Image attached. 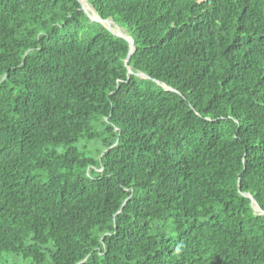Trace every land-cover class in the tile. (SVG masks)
<instances>
[{"label": "trees", "instance_id": "trees-1", "mask_svg": "<svg viewBox=\"0 0 264 264\" xmlns=\"http://www.w3.org/2000/svg\"><path fill=\"white\" fill-rule=\"evenodd\" d=\"M88 1L133 74L78 0H0V264H264V0Z\"/></svg>", "mask_w": 264, "mask_h": 264}, {"label": "water", "instance_id": "water-1", "mask_svg": "<svg viewBox=\"0 0 264 264\" xmlns=\"http://www.w3.org/2000/svg\"><path fill=\"white\" fill-rule=\"evenodd\" d=\"M78 1H79V3L81 4V8H82V10L84 11V13L90 18V16H89L87 10H86V9L84 8V6H83V3H82L80 0H78ZM93 8H94V7H93ZM90 21H91V19H90ZM109 21H113V20H112V19H106V20H104L103 18L100 17V19L97 20L96 22H97V23H100L101 25H103V26H104L108 31H110L113 35H115V36H117V37H119V38H122V39H124V40H126V41L128 42L129 47H130V52H129L128 58L126 59V66H127V68H128V74L131 75V74H133V71H132V69L128 66V61H129L130 56L135 52V48H134V44H133V40L130 39V38H128V37H126V36H124V35H117V34L113 33V32L111 31V29L108 28V27L106 26V23L109 22ZM136 76L139 77V78H148L146 75H144V74H142V73H136ZM245 196H247V197H249V198L251 199L252 207H253L255 213H257L256 208H255V206H257V208H258L260 214H264V211H263V210L257 205V203L255 202V200H254L250 195H245Z\"/></svg>", "mask_w": 264, "mask_h": 264}, {"label": "rangeland", "instance_id": "rangeland-1", "mask_svg": "<svg viewBox=\"0 0 264 264\" xmlns=\"http://www.w3.org/2000/svg\"><path fill=\"white\" fill-rule=\"evenodd\" d=\"M80 1L83 3L84 8L87 10L90 16L91 22H96L97 20L100 19V16L97 14V12L93 8V6L89 3L88 0H80ZM106 26L110 28L113 33L117 35H124L131 39L127 31L123 29L122 27H120L119 25H117L114 21L107 22ZM255 208H256L257 214H260L257 206H255ZM16 261H17L16 262L17 264H31L29 260H22V258H19V259L17 258Z\"/></svg>", "mask_w": 264, "mask_h": 264}]
</instances>
